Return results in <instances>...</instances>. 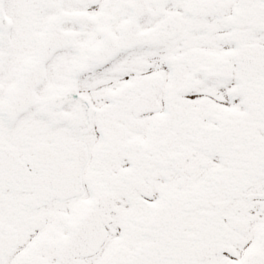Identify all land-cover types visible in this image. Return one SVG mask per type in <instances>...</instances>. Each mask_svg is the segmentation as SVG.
I'll list each match as a JSON object with an SVG mask.
<instances>
[{"label":"snow or ice","instance_id":"1","mask_svg":"<svg viewBox=\"0 0 264 264\" xmlns=\"http://www.w3.org/2000/svg\"><path fill=\"white\" fill-rule=\"evenodd\" d=\"M0 264H264V0H0Z\"/></svg>","mask_w":264,"mask_h":264}]
</instances>
